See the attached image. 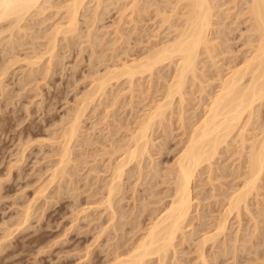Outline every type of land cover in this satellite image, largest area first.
I'll return each mask as SVG.
<instances>
[{
  "label": "rangeland",
  "instance_id": "obj_1",
  "mask_svg": "<svg viewBox=\"0 0 264 264\" xmlns=\"http://www.w3.org/2000/svg\"><path fill=\"white\" fill-rule=\"evenodd\" d=\"M49 1H51L53 3H49ZM49 1H48V5L46 4L47 2L44 5V6H46L45 7L46 9L42 8V11L40 9H39L40 11H38V9H37L35 12H33L35 15L37 14L36 16L33 14L34 16H32V17H34L35 20L32 18L31 21L26 20L27 22L26 21L24 22L23 25L25 26V24H26L25 27L23 26L24 28H26V30H24V33H23V30H21L22 29L21 28L19 30V31H21L20 34H19V31L17 30V31H15V34L10 37V38H13V40H15V38H17V35H18V39H20L19 41H21V44H16L14 42V46H16V45L17 46H16V49L13 48V49H11V51H13V53H14V50H15L16 51V54L14 53L15 55L11 51H10L11 54L9 53L10 54L9 55L7 53L8 54L7 56H5L6 54L1 53V52H3L2 48L7 46V44L9 45V43H8L9 38H4V37H7V35L9 37V32L6 33L4 31L5 34L2 33L4 35H2V34L0 35V37L2 36V38H0V53H1L0 70L2 69V71H0V74H1V72L2 73L5 72L4 74L0 75V247H1V249H0V264H91V262L93 260L95 261V259H92V257L95 258L96 255H98L100 253L99 256H97L98 262H99V259L101 261L102 260L101 258L105 257L104 254L106 251H102V250L99 251V250L102 248V246H104L103 243H105V241L107 240L106 235L107 234L113 235L114 233L115 234L120 233L118 236L119 242L121 240L120 238L124 239V242H122L123 244L121 246L126 247V246L131 245L133 243L134 239L136 238L135 236H137L139 234V228L135 227L136 222L138 221L137 219L138 218L141 219V221L139 219L140 226L141 225H142V227L145 226V223L147 224V222L149 221V219H148L149 216H147V214H146V213H149V212H147V210L150 211V209L153 208L154 206H156V207L158 205L160 206V203L162 202L161 200H162L164 192L166 190L165 189L166 184L164 182L161 183L160 179L162 180V178L160 176H158V177L154 176L155 177L154 179H153V177L152 178L150 177L151 178V179H149L150 181L147 179L149 181L148 182V181H146V178L149 177V175H146L145 177H143L144 175H142L140 177V179H141L140 180L138 178V176L136 175L137 174L136 168H134L132 166L131 167L132 170L130 173L132 174L134 171L135 172L133 175L129 174V172H128L130 179H129V176L126 174V176H128V177H127V180L125 179L126 184L124 183L123 196L117 203V206H119V208H121L120 209L121 213L124 212L122 219L120 218L122 221H125L123 226L121 227L122 229H120V230L116 229L117 231H114L112 228L111 230L114 233H111L110 230L109 231L107 230L108 233L103 232V236L101 234L100 238L98 236H96V234L98 235V231H99L98 228L99 227L101 228V226H104L105 225L104 223H106V224L109 223L106 221L107 220V218H106L107 210L106 211L103 210L105 208H102L103 206L101 207L100 206L101 204L99 202L100 201L99 197L100 198L102 197V195H101L102 193H99L102 190L100 188L101 184H102L101 179L103 180L102 177H104V179L107 178L106 174L109 173V171H108V173H107V171H105L106 170L105 165L107 162L106 159H108V161H109V159H111V160L113 159L112 156H110L111 153L109 152V149L110 148L112 149L116 145H119V143L122 144V142H124V141H122L121 139L128 138V135L131 132L130 128L131 129H132V127L134 128V126H135L134 121H136L135 122V124H136L137 121L141 118L144 111H147L149 109V107L153 104V102H156V100L157 101L161 100L160 99V97L162 96L161 90L162 89L164 90L163 84H165L166 79H168V78L165 77L163 79V77H161V75H160L161 72L159 73V71L157 69H156L157 72H156V70L154 71V73H153L154 75L151 74V76H149L150 74H147V73L144 74L143 73L144 76H141L142 74L138 75L139 78L136 76L134 79V83H133L134 85L132 84L134 86V88H132V89L130 88L132 91H129L130 86L127 84L128 81H125L124 77L118 78L119 80H117V81H116V79L112 80L111 87L108 86V89L110 87V89L108 90V93H107L108 95H106V97L104 95H102L103 96L102 98H101V96H99L101 99L97 98L95 101L88 104L89 106L87 105L88 107L85 108V110H84L85 111L84 115H82L83 117H81V119H82L81 120V130H80V134H79L80 137L77 136V140H75L77 142H75V143L72 142L73 146L71 145V147H72L71 148V150H72L71 151V159H70V162H67V164L65 165L66 167H64V169L65 168L67 169V170L65 169L67 171V173H64L66 175H64V178H62L61 175H58L61 177V178H59V177L58 178L62 181L59 180V182H58V180H57L58 178L55 177L56 178L55 181H53V178H52V180L50 182V179H51L50 174H52L51 171H53V169H52L53 167L56 168L59 166V157H60L59 151L61 148V143H60L61 139H60V137H58V135L59 134H60L59 136L62 135V133L60 131H62L64 129V127H66L68 125L67 123H68V120L70 119V118H65V117L66 116L69 117L68 115H70V117H71V114L75 111V108L78 104L77 102L79 101V98H81L82 94H85L86 90L88 91V89L90 88L89 86H92V83L95 82L93 76L96 77L97 74L105 73V71H104L105 67L107 66V64L110 65L112 63V61L113 62L120 61L119 59L122 60V58L123 59H127V58L130 59L131 56L137 57L138 54H139V56L141 54L143 55L146 51L148 52L149 49H147V48H150L151 45L154 44V42L160 44L159 40H161V39L163 40L165 36H166L165 37V39H166L168 36L166 33L171 28V26H170V28H168V25H167L168 23L164 22L162 19L161 20L163 21V23H166V24L161 23V20L159 17L161 15L156 16V15L161 13V12L158 14L156 13L157 12V8H156L157 6L156 5L165 4L164 6L162 5L163 7H161V5L159 7H161L163 11L164 10L167 11L166 12L167 14L168 13L171 14V13H173V10L171 9V7H172L171 3L175 2V0H168L167 1V3L169 2V4L171 5V7H170V5L168 6V4L165 3L163 0H160V1L158 0L160 3L155 0V5H152V3L150 2V1L153 2L154 0H146V2L149 1V3H147V5L149 6L148 7L146 5V2H144L142 0L144 2V5H146L147 7L144 6L145 9H143L144 8L143 7L142 8L143 11L139 10L141 12L137 11L136 9L127 10V7L131 3V2L128 3L129 0H118V3H117V0H108V1L102 0L101 2H104V3L107 2V3H105V5H103L100 2L101 4L100 3L98 4L99 9L95 7L96 10L98 11L97 14L94 13L95 9H92V8H94V5L95 6L97 5V1L96 0H92V1L90 0L91 3L86 2L87 5L85 4L87 6V7L85 6L87 8L86 10L84 9L85 7L81 8V10L84 12V14H81V10H80V13L78 15L79 20L77 23L78 24L77 27L78 26L79 27L77 28L78 31L76 30L73 33L74 36H72L73 34L69 35L68 32H67L68 34L66 33L68 35V37L66 34H65L66 35L65 36V35H63V33H60V34L58 33V35H57L58 39L56 38L57 41H55L56 47L53 48V50H54L53 55L54 54L56 55V56L54 55L55 57H53V58H55L56 60L53 59V61L51 60L50 62L47 63V61H48L47 56H49L48 52H43L44 54L43 53L42 54H43V56L44 55L45 56L44 57L42 56L43 58L40 57V54H41L40 52H42L44 50V48L47 49L46 44L49 47L48 43L50 42L49 38H46V36L48 37L50 34H49V32H46L44 30L45 29L46 30L49 29V31L52 30V28L55 26V24L57 22H60V20H62L61 18H63V16H64V14H63L64 12L61 11L62 9L57 11L58 8L53 7L55 5L58 6L57 4H58V1H60V0H56V1L55 0H49ZM110 1H111V3L108 4V2H110ZM112 1H114V2H112ZM55 2H56V4L54 5ZM156 2L159 4H157ZM162 2H164V3H162ZM94 3H96V4H94ZM150 3H151V5H149ZM232 3L233 2L230 1L226 5H224L225 7L227 6L229 8L226 9L223 14H226V13L228 14L229 12H234L236 10L237 7H232L233 6ZM51 4L53 6H50ZM125 4H127V5L129 4V5L127 6ZM166 4L168 7L163 9L166 6ZM101 5H102V7H100ZM124 5L127 6V7H125L126 9L124 8L125 10H127V13L122 8V7H124ZM139 5H143V3L139 4ZM239 5H238V7H239ZM120 7H121V9H123V15H124L123 19H122V12L119 13L120 11H118V9ZM240 7H241V5H240ZM170 9L172 10V12L170 11ZM55 11L58 13H56ZM130 11H134V12L130 13ZM38 12L39 13L41 12V13L39 14ZM237 12H238V10H237ZM59 13L62 14L63 16L60 17ZM100 13H102V14H100ZM86 14H87V16H85ZM119 14L121 15V18H120ZM235 14H237V13H235ZM235 14H232V16H229V17H228V15H226L227 17H225V15H223L224 17L223 16L221 17V19L224 22H227V25L231 26V29L233 28V30L230 32L229 31L230 27L228 26L229 29L227 31H229V33H231V36L228 33L229 34L228 36L231 37L230 40L228 39L229 40L228 42L231 43V46L229 48H232V51L227 48L229 50V52L227 51L228 53L225 54L226 55V58L224 57L225 64L222 65L223 70L225 69L226 65L230 63L228 61V59L231 58L230 57V56H232L231 54H233V56H239V57H237V59H235V57L232 56V59H229L230 61L234 60V59L238 60V59H240V57L242 55L246 54L245 49L246 48L248 49V46L245 44L246 38L244 37L248 33V28H247L248 21L245 20V16H243V15L239 16L240 14H238L236 16ZM83 16H85V17L83 18ZM96 16H98V17H96ZM42 17H43V19H41ZM171 19H173V18H171ZM90 20H92V21H90ZM120 20H121V22H120ZM118 24H119V26H117ZM33 26L36 27V28L34 27L35 31L32 28ZM87 26L91 29L87 28ZM92 27H93V29H92ZM27 28H28L29 33L27 32ZM117 30H119V31H117ZM40 31L43 32V33H41V35L44 34V36H40V33H37ZM17 32H18V34H17ZM89 32L92 33V35L90 34V37H88V35H86V34H89ZM25 33H27V34H25ZM45 33L46 34L48 33V34L46 35ZM169 34H171V33L169 32ZM34 36H35V38H32ZM70 39H72V40H70ZM5 40H6V43H5ZM15 41L19 42V41H17V39ZM244 41H245V43H244ZM51 43H50V45H51ZM18 45H20V46H18ZM154 45H157V44H154ZM114 48H116V49H114ZM124 48H126V49L123 52ZM37 49H39L40 52ZM115 50H117L118 53ZM32 51L33 52L38 51V53H40V54H38L39 59H38V57H36L39 61L36 60L37 64L33 63L34 65L27 63V61H29L30 59L32 60V58L29 57V54L32 55L31 54V53H33ZM119 51L120 52L122 51L121 52L122 54ZM139 52H141V53H139ZM45 53H47V54H45ZM234 54H237V55H234ZM2 55H3L4 59H2ZM35 55L36 54H34V56ZM113 55H115V56L113 57ZM119 55H121V56H119ZM21 56L23 57V59H26V60L28 59V60L23 61L22 58L19 59ZM27 56H28V58H27ZM34 56H33V60L35 59ZM97 56H98V58H97ZM220 56H222V55L220 54ZM9 57L11 58V60ZM15 57H17L19 59V61L16 58L17 62H15V59H14ZM100 58H102V59H100ZM222 58H223V56H222ZM6 59L7 60L9 59L8 65L6 64L7 63ZM13 59H14V61H13ZM59 60H60V62H59ZM204 60H206V58ZM222 60H220V61H222ZM12 61L15 63L11 64V66H10L9 64ZM55 61H56V63H55ZM45 62L47 63L48 68H47ZM57 62H59V63H57ZM222 63H223V61H222ZM4 64H6V66H7V67L5 66L7 68V69L5 68L6 71L4 70V68H2V67H4ZM28 66L29 67L32 66V68L30 69ZM167 67H168L167 65L164 66V68L167 70L166 71L163 70L164 73L166 72L164 74L165 76H166V74H167V76H169V71H168L169 67L168 68ZM30 70H32V71H30ZM226 70H227V68L225 69V71ZM46 71H47L48 75H47ZM93 71H95L97 74ZM43 75H46L45 78H43L44 77ZM200 76H202V75L200 74ZM201 79H202V81H204L206 88H209V90H211L212 86H210L211 87L210 88L207 85V81L211 80V77L208 80H206L207 77L202 76ZM91 81H93V82H91ZM196 81H197V83H196ZM196 81H195L196 85H194L195 83H193L190 85L191 87L188 86L186 88L189 91L187 92V90H186V93H188V94H186L187 99L183 102L184 107L182 106V104L179 106V107L182 106L180 111L183 113V114L181 113L182 116L183 115L185 116V118H184L185 120L183 119V121H186L187 123L189 122V119H187V116L189 118V116H190L189 114L194 113L193 110L194 111L196 110L195 113H197L198 110L201 109L200 108L201 105L197 104V103L200 101L199 95L201 94V92H199V91L201 90L200 89L201 87H199V86H201L200 84L202 82L200 84H198L199 83L198 80H196ZM190 88H192V89L190 90ZM187 95H189V97ZM202 95L205 96V94H202ZM197 98H199V99H197ZM112 101H115V102H112ZM176 103L179 104L178 101L175 99L173 102L174 105L172 104L173 106L171 107V108H173L171 110L174 111V112H172V115H171V111L167 112L168 113L167 119H164L165 121L163 120L165 123H161V126L159 123H158L159 125L156 124L157 127L155 126L156 128H154V130H153L154 132L151 131V133H150L151 137L154 136L152 139H153V141H155V144L157 143L156 147H154V146L151 147L152 148L151 152L153 153L152 155L155 156L152 158V160H154V162H157V160L159 159L158 160V162L160 161L159 166L160 167L162 166L161 170L163 168L167 167L165 165L172 162L173 156H176L175 153H176L177 147H179V145H181V143H182L181 139L185 136V134L183 132L184 130L183 131H181V130L184 129V125L186 123L183 125L180 124L182 116L180 117V113H178L179 107ZM199 103H201V102H199ZM198 107H199V109H198ZM106 111L108 112L107 114H106ZM178 114H179L180 120H178L179 119L177 116ZM191 117H193V115H191L190 118ZM168 118H170V120H168ZM61 119H63V121ZM166 121H169L170 123L166 122ZM257 122H258V120H256V123ZM63 123L64 124L66 123V124L64 125ZM255 124L253 127H255ZM132 125H134V126H132ZM181 125L183 128L181 127ZM62 126H64V127L62 128ZM186 126H187V124H186ZM157 128H158V130H155ZM164 128H166V129H164ZM251 129L249 130V132L247 131L248 132L247 134H250V132L252 134V132L255 133L256 131H258L257 128H253L252 131H251ZM54 131H56V132H54ZM57 132H60V133H57ZM81 132L83 134H81ZM53 133L55 134V136ZM50 134H52V136H49ZM124 134H126V135H124ZM83 135L85 136V138ZM55 138H57L58 141ZM81 138H83V139H81ZM117 138H118V140L121 138L120 142L118 144H116L118 141ZM179 139H180L181 143H180ZM80 140H82V141H80ZM50 141H51V143H50ZM114 141H115V143H113ZM53 142H54V144H53ZM162 142H163V144H165V143L167 144L168 142L169 143H168V146L166 145L167 147L165 146L166 148L164 147L165 151L163 148V151H161L160 152L161 154H160L156 151L158 150L157 148L159 146H161L159 143L162 144ZM176 144H178V145H176ZM235 144L238 145V142ZM108 145H110V147ZM111 145L112 146L114 145V146L112 147ZM237 145H235L233 147L238 149L239 145L238 146ZM171 147H173L172 149H174V150H172ZM233 147L232 146L230 147L231 150H233ZM235 148H234V150H235ZM105 150L107 152H104ZM174 151H175V153H174ZM102 152H104V153H102ZM22 153H23V156L21 157L20 154H22ZM234 153L237 154L238 152H234ZM222 154H220V156H222V158L221 157L218 158V161H217L218 165H219V163L222 162L221 164H229L230 163V165L232 164V166H233V164H236L239 160V158L237 157L238 155H236V154L234 155L233 153L229 154V151H228V154H227V152H225L223 155ZM223 157H224V159H223ZM226 158H228V159H226ZM147 159L148 158L146 157V159L144 161H146L147 164L150 165L151 162H148ZM232 160H233V162H232ZM149 161H151V157H150ZM56 163H57V166H56ZM145 163H144V165H145ZM147 164L145 165V167L147 166ZM129 166H131V164ZM74 167L76 169H74ZM228 167L226 170L227 171L231 170V166H228ZM96 168H98V172H96L94 170ZM147 169H148V166H147L146 170ZM162 171H165V169ZM70 173H72V174H70ZM97 173H99V174H97ZM100 174L102 175V177ZM206 175H207V171L202 172L201 177L199 175V177L197 179L200 182L197 180L195 182L197 184L194 187L195 190L193 191V193L199 192V194L196 193L198 196L201 194H205V193L207 194L208 193V195L205 194L206 197H208L210 194V192H209L210 191V189H209L210 184H208L210 182H207V180H209V179H207L208 176L206 177ZM49 176H50V179H49ZM97 176L99 177L98 180H97ZM229 176H231V175H227L226 178H223L220 176V179L218 176V178L216 177V178H213L212 180L215 183H217L218 186L219 185L222 186V185H225V183L227 181H229V179H230ZM143 178H145V180ZM69 179H70V181H69ZM135 179L136 180L138 179L142 183L140 182L139 184H137L138 181L136 183H134L136 181ZM224 179L226 182L224 181ZM231 179H232V177H231ZM232 180L237 181L238 179L233 178ZM96 181H97V183H96ZM144 181H146L147 183H145ZM155 181H157L158 184ZM53 182L54 183L56 182L55 185ZM57 182H58V186L60 185L59 190L61 192L57 188ZM222 182H223V184H221ZM45 184H47L48 187L45 186ZM205 184H207V185H205ZM42 185H44V186H42ZM134 185H135V187H134ZM211 185L213 186V184H211ZM72 186H74V187H72ZM203 186H206V187H203ZM147 187H148L149 192L147 190ZM149 187H150V189H149ZM224 187L225 186H223V187L219 186V188L221 190ZM39 188L40 189L43 188L42 189L43 191L40 190ZM86 188H88V189H86ZM97 188H98V191H96ZM99 188H100V190H99ZM125 188H126V190H125ZM196 188H198V189H196ZM69 189H71V190H69ZM202 189H204L205 191H207V190H209V191L205 192ZM220 189H219V192H220ZM151 190H154L155 192L152 191V193L154 192L155 194L150 193ZM217 190H218V187H216L215 191H217ZM144 191H145V193H144ZM162 191H164L163 195L161 193ZM259 191L261 193H260V195L257 196L258 202L254 203L252 205L254 211H256V210L258 211L257 206H261V205L263 206V204H264V183L259 188ZM57 192H59V193H57ZM146 192H147L148 196H146ZM42 193H44V194H42ZM143 193H144V197L142 196ZM47 194H50L51 196L50 195L47 196ZM139 194L143 198H141V196H139ZM149 194H152V195H149ZM132 196H133V199H132ZM217 196L218 195L212 197L210 195L208 197L209 199H207L205 197V198H202L203 200L200 199V202L201 201L205 202L206 201L205 199H207V201L210 202L209 203L206 201L208 203V204L207 203L205 204L206 208H207L208 207L207 205L212 204L210 199L214 200V197H217ZM201 197H204V195H202ZM138 198L140 200L141 199L142 200L140 201ZM148 199H150V201ZM157 199H158V201H159V199H161L160 200L161 202H158V201L156 202ZM143 202H144V204L146 203L145 207H144V205L143 206L141 205V204H143ZM215 203L217 204V202H214V205L212 204L213 207H215V209H216V211L214 210L215 213L211 212V213H214L213 216L214 215L216 216L218 214L217 213L218 204L215 205ZM135 204H137V205L135 206ZM203 204L204 203H202V204L200 203V205H199L200 210H201V207H203V206H201ZM28 205H29V207H28ZM83 206H85V207H83ZM96 206H99V208L98 207L96 208ZM90 207H92V209ZM142 207H143V209H145L144 211H143ZM83 208H84V210H83ZM140 208H141L142 214L139 213V217L137 216L136 217L137 219L135 218L136 219V221H134L135 224L133 222L131 223L130 222L131 216L133 218L135 213H136V215H138V212H140ZM203 209H204V207H203ZM79 210H80V212H79ZM30 211H32V212H30ZM100 211L102 213H100ZM129 211H130V213H129ZM29 212H30V215L28 216ZM104 212H106V213H104ZM131 212L133 213V215H131ZM99 213H100V215L101 214L102 215L101 216L98 215ZM192 213L194 214V211ZM254 213L256 216L255 218L257 219L256 223L258 225L256 223H254L252 220H250L251 217L245 211H243L241 214L240 218L241 219L243 218V219L240 220L241 222L239 221L240 226L238 225L239 224L238 219H240V218L235 217L234 219H232L234 217V215L230 216L229 221H228V228H227L228 230H226V233H228L226 235H228V236H224V237H226L225 238L226 242L222 243L223 248H225L224 246L226 244L228 245L225 248L226 250L225 249L219 250L220 247H218V245L217 246L212 245V244H210V242L207 243V244H209V245H207V247L209 246L210 249L212 248V250L218 251L216 259L212 256H209L210 259L214 258V260H211L212 262L214 261V263H215V261H216V263L218 264V262H217V259H218V261L222 262L221 264H263V262H264V211L260 212V213L259 212H254ZM19 214H21V215H19ZM209 214H210V212H209ZM85 215H86V217H85ZM213 216L209 217V218L207 217V219L210 221L211 219H214ZM18 218H20L19 223H21L19 225H18ZM89 218L90 219L93 218V220H90ZM128 219H129L130 223L128 222ZM194 221H195V219H194ZM12 222H13V224H12ZM24 222H25V224H24ZM101 222L103 225L100 224ZM195 222H197V221H195ZM14 223H15V225H14ZM253 224H256V225H253ZM94 225L97 228H95ZM6 226H8L9 229ZM130 226L133 227L132 230H129ZM237 226H239V227H237ZM252 226H254V227L257 226L256 228H258V227L259 228L258 229L255 228L256 229V231H255V229ZM5 228H7V229H5ZM94 228H95V230H94ZM236 229H240V231L237 230V232H235ZM244 229H245V231H244ZM9 230L10 231L13 230V231H11V234H10ZM189 231H190V229H189ZM230 232L232 233V235L230 234ZM121 233L123 234V236L121 235ZM235 233L237 234L236 238H238L237 243L238 242L240 243V244L238 243L239 245L237 244L239 246V247H237V253H238V255L240 253L241 256L238 257V259H237V257L235 258L233 256L234 259L232 261L231 252L229 253V251H231V248H229V247L232 246V243H233L232 240L235 238L234 237ZM249 233L252 236L248 235ZM117 234L115 236H117ZM197 234L200 235V234H202V232L197 233ZM197 234H194L196 237L193 235V239L197 238V236H198ZM110 235H107V236L111 237ZM231 236L234 238H231ZM243 236L246 237V240L248 239L247 243L245 241V244H248V245L245 246V244H244V246L246 248L248 247L247 251H246V248L244 247L245 248L244 249L242 246V243H244V241L242 239L245 238ZM95 237L96 238L98 237L99 239L97 238L98 239L97 240ZM224 237H221V239L224 240L223 239ZM228 237L231 238L232 240H229ZM93 238H95V239H93ZM193 239L192 240L190 239L188 241L185 240L182 244L184 246L189 245L187 247L190 248V246L191 245L193 246V244L196 240L195 239L193 241ZM239 239L241 242L239 241ZM249 239H250V241H249ZM251 239H253V241ZM95 240H97V241H95ZM178 240H179V238H178ZM222 240H220V241H222ZM92 241H93V243H92ZM100 241H102V242H100ZM108 241H110L109 238H108ZM113 241H114V239H113ZM110 242H112V241H110ZM260 242H262V244ZM78 243H79V245L80 244L81 245L78 246ZM90 243H92V244H90ZM106 243H108V245H109V242L106 241ZM124 243L126 244V246H124L125 245ZM188 243H190L191 245ZM252 243H253V245H255V248H254V246H252ZM74 244H76V245H74ZM87 244H90V245H87ZM179 244H178V248L180 249V247L183 245H181V244L179 245ZM220 244H221V242H220ZM259 245H260V247H259ZM106 246H104V247L106 248ZM210 246H213V247H210ZM250 246H251V248H250ZM72 247H74V248L72 249ZM109 247L110 246H107V248H109ZM209 248H207V251L210 250ZM223 248H221V249H223ZM239 248L240 249L242 248V250L240 251ZM257 248H258L259 252H258ZM261 249H263V250H261ZM212 250H210V252H212ZM219 251H220V254H219ZM221 251H223V252H221ZM253 251H255V252H253ZM86 252L88 253V255L85 254ZM193 253L194 252H189V254L187 253L185 256L188 259L191 257L193 258V256H195V254H193ZM228 253H229V256L231 255L230 257L228 256ZM226 256H227V258H226ZM192 260H194V258ZM234 261H235V263H234ZM238 261H240V262H238ZM214 263H212V264H214ZM219 264H220V262H219Z\"/></svg>",
  "mask_w": 264,
  "mask_h": 264
},
{
  "label": "bare ground",
  "instance_id": "obj_2",
  "mask_svg": "<svg viewBox=\"0 0 264 264\" xmlns=\"http://www.w3.org/2000/svg\"><path fill=\"white\" fill-rule=\"evenodd\" d=\"M48 1L49 0H0V35L2 33L5 34V32L6 33L9 32V37H8V35H7V37L3 36L4 38H9L8 39L9 45L8 44H7V46L4 45L5 47L3 46L4 47V48H2L3 52H1V53L6 54L5 56H7L10 53L11 49H13V48L16 49L17 45L14 46V42L16 44H21V41H19L20 39H18V35H17V38H15V40L17 39V41H19V42H16L15 40H13V38H10V37L15 34V31H17V30L19 31L21 28H22L21 30H23V33H24V30H26V28H24L26 26V24H25V26L23 25L24 22L26 20L31 21L32 18L34 19V17H32L35 15L33 12H35L37 9H38V11H40V10L42 11V8L46 7V6H44L46 2H47L46 4L48 5ZM91 1L90 0H88V1L87 0H60V1H58V4H57L59 7L55 5L56 2L54 3L55 6H53L52 4L50 5V6H53L55 8L57 7L58 8L57 11L62 9L61 11L64 12L63 13L64 16L59 13L60 17L63 16V18H61L62 20H60V22H57L54 27L52 26L53 27L52 30L49 31V29L46 30L44 28L45 29L44 31L49 32V34H50L47 37L46 35L48 33L47 34L45 33L46 38H49V40H50V42L48 43L49 47L46 44L47 49L44 48V50L42 52H40L39 49H37V50H39V52L41 54L43 52H48L49 56H47L48 58L46 57L48 59L47 63L50 62L51 60L53 61V59L56 60L55 58H53L56 56L55 54H54L55 56L53 55V52H54L53 48L56 47L55 41H57V39H58L57 38L58 33L59 34L63 33V35H65L68 32L69 35H72L77 30V28L79 27V26L77 27V25H78L77 23L79 20L78 15L80 13L81 8H83L87 5L86 2L91 3ZM96 1H97V5H98L102 0H96ZM106 1H108V0H106ZM139 1L140 0H129L128 3L131 2L130 5L128 4L129 5L128 6L127 4H125L129 8L125 5L122 8L124 9L125 7H127V10L136 9L137 11H139V10H142V8L147 5V3H149V1L146 2V0H143L144 2H146V5H144V2L142 0H141L142 2L141 1L139 2ZM156 1L159 2L160 0L159 1L156 0ZM163 1L165 3H167L168 0H163ZM230 1L233 2L232 3L233 6L231 5L232 7H237L236 10L234 12H229L228 14L227 13L223 14L224 11L229 8L227 6L225 7L224 5H226ZM112 2H114V1H112ZM150 2L152 3V5H155V0L153 2L152 1H150ZM164 2H162V3H164ZM49 3H53V2L49 1ZM101 3L103 5H105V3H107V2H105V3L101 2ZM109 3H111V1L108 2V4ZM117 3H118V0H117ZM142 3H143V5H139ZM151 3L149 5H151ZM159 3H157V4H159ZM94 4H96V3H94ZM167 4H168V6L170 5L169 2ZM167 4L163 9L168 7ZM239 4L241 5V7ZM97 5L96 6L94 5V8H92V9H95L94 13H96V14L98 12L96 10V8L99 9V5L98 6ZM160 5H161V7H163L165 4L156 5L157 6L156 7L157 12L156 13L158 14L161 12L160 14H158L156 16L161 15V16H159L160 20L162 19L164 22H167L168 28H170V26H171V28L166 33L168 35L167 38L165 39V37H166L165 36L163 40L161 39L162 41L159 40L160 42L159 41L158 42L160 44L154 42V44H157V45L152 44L150 47L151 49L147 48V49H149L148 52L146 51L147 53L145 52L143 55L141 54L140 56L138 54L139 57L138 56L137 57L131 56L130 59H128V58L123 59L122 58V60L119 59L120 61H116V62L112 61V63L110 65H108V64H107V66L105 65L106 66L105 70H104L105 73L97 74L95 71H93L97 74L96 77L93 76L95 82L91 81V82H93L92 86H89L90 88L89 89L87 88L88 91L86 90V93L84 92L85 94H82V97L79 98V101L77 102L78 104L76 103L77 106L75 108V111L71 114V117H70V115H68L69 117H67V116L65 117V118H70V119L68 120V123H67L68 125L66 127L62 126V128L64 127V129L62 130L63 132L59 130L62 133L61 136H59L60 134L58 135V137H60V139H61V142H60L61 148L59 151L60 152L59 166L56 168L55 167L52 168L53 171H51L52 174H50L51 179L49 176L50 182H51L52 178H53V181H55V179H56L55 177L64 178V175H66L64 173H67V171H66L67 169L65 168L66 169L65 170L64 167H66L65 165L67 164V162H70V159H71V151H72L71 145L73 146L72 142H74V143L77 142V141H75V140H77V136L80 137L79 134H80V130H81V120H82L81 117H83L82 115H84V112H85L84 110H85V108H87L89 106L88 104L95 101L97 98L101 99L103 97L102 95H104L105 97H106V95H108L107 93L111 87L112 80L116 79V81H117V80H119L118 78L124 77L125 81H128L127 84L130 86L129 89L130 88L132 89V88H134L133 83H134V79L136 76L138 78H139L138 75L142 74L141 76H144L143 73L144 74L145 73L150 74L149 76H151V74L154 75L153 73L156 69L159 71V73L161 72L160 75H161V77H163V79L165 77L168 78V79H166L165 84H163L164 90L163 89L161 90L162 91L161 92L162 96L160 97L161 100L158 99L159 101L156 100V102H153V104L149 107V109L147 111H144L141 118L137 121L136 124H135L136 121H134L135 126L132 125V126H134V128L133 127H132V129L130 128L131 132L128 135V138H126V139L120 138L122 141H124V142L121 141L122 144L119 143L120 139L118 140V138H117L118 141L116 144L119 143V145L115 144L116 145L115 147H113L114 145L113 146L111 145L113 148L112 149L110 148L111 150L109 149V152L111 153V155L110 154L109 155L112 156L113 159L112 160L109 159V161H108V159H106V161H107L106 165H105L106 170L105 169L104 170L107 171V173L109 171V173L106 174L107 178L104 179V177H102V175L100 174L101 177L103 178V180L101 179L102 184L100 187L102 190L99 192V193H102L101 194L102 197L101 198L99 197L100 201L98 200L101 204L100 206L101 207L103 206L102 208H105L103 210H105V211L107 210V213L104 212L107 214V216H106L107 220L106 219L105 220L109 223L106 224L103 222L105 225L101 226L100 225V224H102V222H101L99 224L101 226V228L100 227L98 228L99 231H98V235L96 234V236H98L100 238L101 234L103 236V232L108 233L109 230L111 233H114L111 230L112 228L114 231L122 229L121 227L123 226V224L125 222V221L121 220L122 216L124 215L123 214L124 212L121 213V211H120L121 208H119V206H117V203L123 196L125 179L127 180V177L129 176V174H131L130 172L132 170V168H131L132 166L134 168H136V171H137L136 175L138 176L139 179L142 175H144L143 177H145L146 175H149V177L146 178V181H148L152 177L154 179L155 178L154 176H157V177L160 176L162 178V180L160 179V181H161V183L164 182L166 184V188H165L166 190H165V192L164 191L161 192L162 195L164 192L162 200L161 199H159V201H158V199L156 200V202L157 201L158 202L162 201V202L160 203V206L158 205L157 207L154 206L151 209L149 208L150 211L147 210V212H149V213H146V214H147V216H149L148 217L149 221L147 222V224L145 223V226H143V227H142V225L140 226V224H139L140 218H138V219L136 218L137 216L139 217V213H141V208H140V212H138V215H136V213H135L133 218L131 216L130 222L131 223L133 222L135 224L134 221H136V219H137L138 221L136 222V226L135 225L134 226L139 228V234L137 233L138 235L135 236L136 238L134 239L133 243L131 242L132 243L131 245L126 246V244L124 243L125 244L124 246H126V247L121 246L123 244L122 242H124V239L120 238L121 240L119 242L118 236L120 233L119 234L116 233L117 236H115L116 235L115 233L113 235L107 234V235H110L111 237L113 236L112 238L114 239V241L111 237H108L106 235V237H107L106 241L109 242V245H108V243H106V241H105V243H103V245L104 246L107 245L110 247L107 248V246H106V248H105L104 246L101 245L103 249L102 248L100 250L98 249L99 251H101V250L106 251L104 254L105 257L104 258L102 257L101 261L99 259V262H98L97 256H99V254H100L99 253L98 255H96L97 258L95 256H94L95 258L92 257V259H95V261L93 260L92 261L93 263L91 262V264H212V263H214V261L212 262L211 260H214V258L216 259L218 251H214V250H212V248L210 249L209 246L207 247V245H209L207 243L210 242V244H212V245H216V246L218 245V247H220L219 250H224L228 246L226 244L224 246L225 248H223L222 243L226 242L225 241L226 237H224V236H228V235H226V234H228V233H226V230H228L227 228H228V221H229L230 216L234 215V217L232 216L233 218L231 217L232 219H234L235 217L240 218L242 212L245 211L251 217L250 220H252L254 223H256L257 219L255 218L256 216H255L254 212L260 213V212L264 211V204H263V206L262 205L257 206L258 211L257 210L254 211V209L252 207V205L254 203L258 202L257 196L260 195V193H261L259 191V188L264 183V0H175V2L171 3L172 7L170 5L171 9L173 10V13H171L172 10L170 9L171 14H169V13L167 14L166 13L167 11H165V10L163 11L162 8L159 7ZM238 5H239V7H238ZM86 7L84 8L85 10L87 9ZM100 7H102V5ZM119 9H118V11H120L119 13L122 12V19H123V17H124L123 9H121V7ZM125 9H124V11L127 13V10H125ZM143 9H145V7ZM237 10H238V12H237ZM132 12H134V11H130V13H132ZM139 12H141V11H139ZM56 13H58V12H56ZM235 13H237V14H235ZM81 14H84V12L82 10H81ZM100 14H102V13H100ZM232 14H235L236 16L238 14H240L239 16L243 15V16H245V20L248 21V25H247L248 33L246 34V36H244L246 38V40H245L246 43H245V41H244V43L248 46V49L247 48L245 49L246 54L242 55L240 57V59H238V60H235V59H237V57H239V56H233V54H231L233 57H235V59H234L235 61L234 60L230 61L229 59H232V56L229 55L231 57L228 59V61L230 63L226 65L225 69L227 68V70L225 71V69L223 70L222 65L225 64V62H224V57L226 58L225 54L228 53L229 50L232 51V48H229L231 46V43H229L228 41L231 38L230 37L231 33H229V31L231 32L233 30V28L231 29V26L227 25V22H224L221 19V17L223 15H225V17H227L226 15H228V17H229V16H232ZM85 16H87V14ZM85 16H83V18ZM96 17H98V16H96ZM120 18H121V15H120ZM171 18H173V19H171ZM41 19H43V17ZM162 20H161V23L166 24V23H163ZM90 21H92V20H90ZM120 22H121V20H120ZM119 24L117 26H119ZM228 26L230 27L231 30L228 28ZM34 27L35 26H33L32 28L35 31L36 27L35 28ZM87 28H89V27L87 26ZM89 29H91V28H89ZM92 29H93V27H92ZM228 29H229V31H227ZM117 31H119V30H117ZM20 32L21 31H19V34H20ZM27 32L29 33L28 28H27ZM43 32L40 31L37 33H40V36H44V34L41 35V33H43ZM91 32H89V34H86V35H88V37H90V34L92 35ZM169 32L171 34H169ZM228 33L230 34V36H228L229 35ZM4 34H2V35H4ZM17 34H18V32H17ZM25 34H27V33H25ZM72 36H74V34ZM67 37H68V35H67ZM0 38H2V36ZM32 38H35V36ZM70 40H72V39H70ZM5 43H6V40H5ZM50 43H51V45H50ZM18 46H20V45H18ZM114 49H116V48H114ZM125 49L126 48L123 49V52L125 51ZM115 51H117V50H115ZM11 52L13 53V51H11ZM1 53H0V56H1ZM14 53L16 54L15 50H14ZM40 53H38V51H37V52L31 53L32 55L29 54V57L32 58V60L30 59L29 61H27L28 59L27 60L23 59L22 56L19 59L22 58L23 61L25 60V61H27V63L34 65L33 63L37 64L36 60L39 61L38 60L39 59L38 54H40ZM117 53H118V51H117ZM139 53H141V52H139ZM34 54H36V55L34 56ZM41 54H40V57H42L44 53L42 55ZM45 54H47V53H45ZM220 54L223 56V58H222V56H220ZM234 55H237V54H234ZM33 56L35 58L34 60H33ZM114 56L115 55H113V57ZM119 56H121V55H119ZM36 57H38V59ZM16 58L17 57L14 58L15 62H17ZM27 58H28V56H27ZM97 58H98V56H97ZM205 58H206V60H204ZM2 59H4L3 55H2ZM14 59H13V61H14ZM19 59H18V61H19ZM100 59H102V58H100ZM8 60H7V63L5 62L7 65H8ZM10 60H11V58H10ZM220 60H222L223 63ZM13 61L11 63L9 62L10 66H11V64L15 63ZM59 62H60V60H59ZM59 62H57V63H59ZM47 63L45 62L46 66H47ZM55 63H56V61H55ZM6 64H4V67H2V68H4L5 71L7 69ZM166 65L169 67V68L167 67L168 71H169V76H167V74H166V76L164 75L166 73V72L164 73V71L167 70V69H165L166 67L164 68V66H166ZM29 68L31 69L32 66ZM47 68H48V66H47ZM157 70H156V72H157ZM0 71H2V69ZM30 71H32V70H30ZM4 73L1 72V74H4ZM46 73H47V71H46ZM200 74L202 76L207 77L206 80H208L211 77V80L207 81V85L209 87L212 86L211 90H209V88H206V85H205L204 81H202V79H201L202 76H200ZM47 75H48V73H47ZM43 76H44L43 78H45L46 75H43ZM196 80H198V82H199L198 84H200L202 82L200 84L201 86H199V87H201L200 88L201 90L199 91V92H201V94L199 95L200 97L198 96L200 98L199 102H201V103H199L197 101L198 102L197 104L201 105V107H200L201 109L198 110L197 113H195L196 110L195 111L193 110L194 113L191 112L192 114H189L190 116L193 115V117H191L192 118L191 119L190 116H189V118L187 116V119H189V122L187 123L186 121H183L185 116L184 115L182 116L183 113L180 110H181L182 106L184 105L183 102L187 99L186 94H188V93H186V90H187L186 88L188 86H190L191 84L195 83ZM196 83H197V81H196ZM196 83L194 85H196ZM108 86H110L109 89H108ZM131 89L129 91H132ZM191 89L192 88H190V90ZM188 91L189 90H187V92ZM202 94H205V96H203ZM99 96H101V98ZM187 96L189 97V95H187ZM199 98H197V99H199ZM175 99L179 103V104L176 103L178 105V107L182 104V106L179 107V112H178V113H180V117L182 116L180 124L183 125L186 123L187 126L185 124L184 129L181 130V131L184 130L183 132H184L185 136L181 139L182 143L179 139L181 145H179V147H177L176 153L174 151L176 156H173L172 162L169 163L170 165L169 164L165 165L167 167L162 169V170L165 169V171H162L161 170L162 166L161 167L159 166V162H160V161L158 162L159 159L157 160V162H154V160H152V158L155 156L152 155L153 153L151 152V150H152L151 147H153V146L156 147L157 143L155 144V141H153V139H152L154 136L151 137L150 133H151V131L154 132L153 131L154 128L157 127L156 124L159 123L161 126V123H165L164 119H167V115H168L167 112L171 111V115H172V112H174V111L171 110V109H173L171 107L174 105L173 102ZM112 102H115V101H112ZM198 109H199V107H198ZM107 113L108 112L106 111V114ZM177 116L179 118V114ZM61 120L63 121V119H61ZM168 120H170V118H168ZM178 120H180V118ZM256 120H258L257 123H256ZM166 122H169V121H166ZM254 124H255V127H253ZM182 125H181V127H182ZM253 128H257L258 131H256L255 133L252 132V134H251V132H250V134H247L249 132V130L251 129V131H252ZM164 129H166V128H164ZM155 130H158V128ZM54 132H56V131H54ZM60 132H57V133H60ZM81 134H83V133L81 132ZM124 135H126V134H124ZM49 136H52V134H50ZM54 136H55V134H54ZM84 138H85V136H84ZM55 139L57 140V138H55ZM81 139H83V138H81ZM80 141H82V140H80ZM237 142H238L239 146L237 144H235ZM50 143H51V141H50ZM113 143H115V141ZM168 143L167 144L166 143L163 144V142H162V144L159 143L161 146H159L157 148L158 150L156 152L160 153L161 151H163V148L166 145L168 146ZM53 144H54V142H53ZM176 145H178V144H176ZM235 145H237L239 148L236 149L235 147H233ZM108 146L110 147V145H108ZM231 146L233 147V150H231V148H230ZM165 148H164V151H165ZM172 148L173 147H171V149ZM234 148H235V150H234ZM106 150L104 152H107ZM172 150H174V149H172ZM228 151H229V154L233 153L234 155L236 154L234 152H238L236 154V155H238L237 157L239 158L238 162L236 164H233V166H232V164L230 165L229 162H228L229 164H221L222 163L221 162L218 165V163H217L218 158L219 157L222 158V156H220V154H222V153L224 154L225 152H227V154H228ZM104 152H102V153H104ZM20 155L22 157L23 153ZM146 157L148 158L147 159L148 162H151L150 165L147 164L146 161H144L146 159ZM150 157H151V161H149ZM223 159H224V157H223ZM226 159H228V158H226ZM232 162H233V160H232ZM144 163H145V165L147 164V166H148L147 170H146L147 166L145 167ZM130 164H131V166H129ZM56 166H57V163H56ZM228 166H231V170L228 169L229 171L226 170ZM74 169H76V168L74 167ZM96 169H94V170L96 172H98V168H96ZM204 171L205 172L207 171L206 177L208 176L207 179H209V180H207V182H210V183H208V184H210V188H209L210 191L207 190L210 192L209 196L211 195L213 197V196L218 195L217 197H214L215 201L213 199L212 200L210 199V201L212 202L213 205H214V202H217V204H218V210H217L218 214L216 216L215 215L213 216V214L215 213L214 210L216 211V209H215V207H213L212 204L207 205L208 207L206 208L205 204L207 202H209V201H207V199H209L208 198L209 196L206 197V195H208V193L207 194L205 193L206 195L201 194L199 196L196 194V193L199 194V192L193 193V191L195 190L194 187L197 184L195 182L198 179L199 175L201 177V173ZM128 172H129V174H128ZM134 172L131 175H133ZM70 174H72V173H70ZM97 174H99V173H97ZM126 174L128 176H126ZM58 175H61V177ZM227 175H231V176H229L230 179H229V181H227L228 183L224 179V181L226 182L225 185H222V186L219 185L220 187L225 186L221 190L219 188V186L217 185V183H215L212 179L216 178V177L218 178V176H219V179H220V176L223 178H226ZM231 177H232V179L235 178L238 180L233 181L231 179ZM59 178L57 179L58 182L60 180ZM98 179H99V177L97 176V180ZM129 179H130V176H129ZM143 179L145 180V178H143ZM60 181H62V180H60ZM69 181H70V179H69ZM137 181H138L137 184H139L141 182L137 179L134 183H136ZM146 181H144V182L147 183ZM197 181H199V180H197ZM58 182H57V188L59 190L60 185L58 186ZM155 182L157 183V181H155ZM55 183H54V185H55ZM96 183H97V181H96ZM211 184H213V186ZM221 184H223V182ZM205 185H207V184H205ZM42 186H44V185H42ZM45 186H47V184H45ZM72 187H74V186H72ZM134 187H135V185H134ZM203 187H206V186H203ZM216 187H218L217 191H215ZM100 188H99V190H100ZM42 189H40V190H42ZM86 189H88V188H86ZM149 189H150V187H149ZM196 189H198V188H196ZM219 189H220V192H219ZM69 190H71V189H69ZM125 190H126V188H125ZM147 190H148V187H147ZM202 190H204V189H202ZM96 191H98V188L96 189ZM152 191H154V190H151L150 193H152ZM207 191H205V192H207ZM148 192H149V190H148ZM44 193H42V194H44ZM57 193H59V192H57ZM144 193H145V191H144ZM144 193L142 195L143 197H144ZM152 194H149V195H152ZM48 195H50V194H47V196ZM202 195H204V197H201ZM139 196H141V195L139 194ZM142 196H141V198H143ZM146 196H148L147 192H146ZM205 197L207 198V199H205L207 202L205 200H204L205 202H202V201L200 202V199L203 200L202 198H205ZM132 199H133V196H132ZM148 200L150 201V199H148ZM200 203L201 204L204 203L203 205H201L204 207V209H203V207H201V210H200V206H199ZM217 204L215 203V205H217ZM136 205L137 204H135V206ZM141 205L142 206L144 205V207H145L146 203L144 204V202H143V204H141ZM28 207H29V205H28ZM83 207H85V206H83ZM97 207L99 208V206H96V208ZM90 208L92 209V207H90ZM142 209H143V207H142ZM80 210H79V212H80ZM83 210H84V208H83ZM144 210L145 209H143V211ZM193 211H194V214L192 213ZM30 212H32V211H30ZM30 212H29L28 216L30 215ZM209 212H210V214H209ZM211 212H214V213H211ZM100 213H102V212L100 211ZM100 213L98 215H100ZM129 213H130V211H129ZM21 214H19V215H21ZM131 215H133L132 212H131ZM212 216L214 217V219L210 218L212 221L211 220L209 221L207 219V217L209 218ZM85 217H86V215H85ZM19 219L20 218H18V225L21 224V223H19ZM194 219L197 222H195ZM242 219L241 218L238 219V223H239L238 225L239 226H240V222H241L240 220H242ZM90 220H93V218ZM140 221H141V219H140ZM128 222H129V219H128ZM12 224H13V222H12ZM24 224H25V222H24ZM256 224H253V225H256ZM14 225H15V223H14ZM132 226H130L129 230L133 229ZM239 226H237V227H239ZM6 227H8V226H6ZM94 227L97 228L95 225H94ZM252 227L255 229L257 226H255V227L252 226ZM95 228H94V230H95ZM258 228H256V229H258ZM5 229H7V228H5ZM8 229H9V227H8ZM189 229H190V231H189ZM256 229H255V231H256ZM237 230L240 231V229H236L235 232H237ZM11 231H13V230H11ZM11 231H10V234H11ZM244 231H245V229H244ZM200 232H202V234H200V235L197 234ZM231 232H230V234L232 235ZM250 233L248 235H251ZM194 234L198 235L197 238H195L196 240L193 239ZM121 235L123 236L122 233H121ZM236 235L237 234L235 233V236H234L235 238L231 236V238H234L233 240L228 237L229 240L233 241L232 246L229 247V248H231V251H229V253L231 252L232 261L234 259L233 256L235 258L237 257V259H238V257L241 256L240 253H239V255L237 253V247H239L238 245L240 243L239 242H238L239 244L237 243L238 238H236L237 237ZM245 236H243V237H245ZM221 237H224L223 238L224 240H222ZM95 238H93V239H95ZM108 238L112 242L108 241ZM178 238H179V240H178ZM190 239L191 240L193 239V241L195 240L193 246L190 243H188L192 247L190 246V248H189V247H187L189 245L184 246L182 244L185 240L188 241ZM97 240H95V241H97ZM220 240H222V241H220ZM242 240L244 241V243H242V246L244 248L246 245H248V244H245V241L247 243L248 239L246 240V237H245ZM251 240L253 241V239H251ZM239 241H240V239H239ZM249 241H250V239H249ZM100 242H102V241H100ZM220 242H221V244H220ZM92 243H93V241H92ZM92 243H90V244H92ZM179 243L181 245H183L180 247V249L178 248ZM260 243L262 244V242H260ZM90 244H87V245H90ZM244 244H245V246H244ZM74 245H76V244H74ZM80 245L78 243V246H80ZM252 246H254V248H255V245H253V243H252ZM74 247H72V249ZM210 247H213V246H210ZM259 247H260V245H259ZM207 248L212 250V252H210L209 249H208L209 251H207ZM221 248H223V249H221ZM247 248H246V251H247ZM250 248H251V246H250ZM0 249H1V247H0ZM239 250L241 251L242 248L241 249L239 248ZM257 250H258V248H257ZM261 250H263V249H261ZM189 252H194L193 253V254H195V256H193L194 260H192L193 259L192 257L188 259L185 256L187 253L189 254ZM221 252H223V251H221ZM253 252H255V251H253ZM258 252H259V250H258ZM229 253H228V256H229ZM85 254L88 255L87 252ZM219 254H220V251H219ZM209 256H212L214 258L210 259ZM226 258H227V256H226ZM217 262H218V264H219V262H220V264L222 263L221 261H218V259H217ZM238 262H240V261H238ZM215 263H216V261H215ZM234 263H235V261H234ZM263 264H264V262H263Z\"/></svg>",
  "mask_w": 264,
  "mask_h": 264
}]
</instances>
